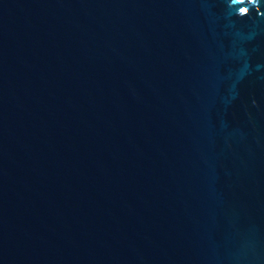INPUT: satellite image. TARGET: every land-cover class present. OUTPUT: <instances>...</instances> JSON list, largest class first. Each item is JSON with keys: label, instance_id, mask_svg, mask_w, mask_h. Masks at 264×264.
Wrapping results in <instances>:
<instances>
[{"label": "water", "instance_id": "obj_1", "mask_svg": "<svg viewBox=\"0 0 264 264\" xmlns=\"http://www.w3.org/2000/svg\"><path fill=\"white\" fill-rule=\"evenodd\" d=\"M0 264H264V0H0Z\"/></svg>", "mask_w": 264, "mask_h": 264}]
</instances>
